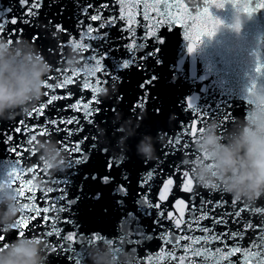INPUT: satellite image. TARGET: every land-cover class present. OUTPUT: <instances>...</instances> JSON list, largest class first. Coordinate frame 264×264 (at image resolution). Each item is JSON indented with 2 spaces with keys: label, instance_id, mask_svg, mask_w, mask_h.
Returning <instances> with one entry per match:
<instances>
[{
  "label": "water",
  "instance_id": "1",
  "mask_svg": "<svg viewBox=\"0 0 264 264\" xmlns=\"http://www.w3.org/2000/svg\"><path fill=\"white\" fill-rule=\"evenodd\" d=\"M181 2L193 15L195 6L203 5V0ZM163 3L164 0H39V7L33 10L36 15L29 17L24 15L26 9L20 6L19 0H0V18L17 20L16 24L6 25L0 38L12 42L23 38L32 42L52 70L63 68L70 77L74 71L80 72L85 57L96 48L95 54L103 58L102 67L109 74L97 73L91 78L104 81L98 85L101 90L96 93L99 103L92 104L98 109L90 117L92 123L82 111L67 107L80 101L92 103L93 91L79 83L87 78L83 72L73 77L75 82L67 88H56L57 97H64L68 92L72 95L68 99H55L43 115L29 117L26 113L11 120H0V182L6 181L12 169L20 166L17 159H21V166L27 164L41 169L40 175L33 180L38 207L49 206L41 199L40 189L52 188L49 198L62 194L57 188L65 191L64 201L56 203L57 211L42 212L25 229V236L36 238V233L43 239L48 253L47 264H92L88 257L97 242L109 246L113 257L119 258L118 264H242L240 253L229 255V249L234 245L246 253L244 260L249 259V250L253 253L264 251L256 247L262 243L259 236L261 225H264V196L249 205L233 201L222 188L205 190L194 181L191 192L183 191L180 172L195 171L193 165L201 161L194 143L197 134L181 136V144L187 142V147L181 150L173 151L175 146L169 143L170 137L178 135L194 120V111L203 115L202 127L210 129L215 124L216 134L221 136L233 133L236 122L243 121L251 107L245 99V88L253 81L264 83V74L255 71L258 57L264 63V10L251 16L240 13L242 23L237 31L231 26L237 15L231 4L222 9L212 8L214 16L221 19L223 25L213 38L205 37L199 48L190 54L188 41L184 39L188 25L192 23L187 17L183 25L180 22L169 25L164 21L153 29L157 37L140 40L148 31L147 26L158 18L151 9L148 14L152 19L145 20V5L162 6ZM105 4L107 8L101 7ZM129 12L132 25L128 24ZM97 14L102 19H90ZM121 16L125 18L120 19ZM22 18L29 23L21 22ZM108 20H114V23H106ZM89 25L92 32L85 36ZM129 28L135 33L136 43H144V48L138 45L137 49H129L132 43ZM14 29L15 34L10 35ZM190 31L194 33L195 26ZM96 35L97 40L92 39ZM73 42L84 43L87 50L71 47ZM125 62H129L128 67L124 66ZM153 76L155 79L148 84ZM47 99L43 95L35 106ZM189 100L193 109L187 108ZM69 117L78 118L79 123H60L58 126L78 129L71 135L70 142L83 141L80 146L86 160L77 163L80 153L70 154L62 149V171L51 173L42 168L37 145L48 140L61 149L59 141L67 135L64 131L39 135L37 142L31 145L35 155L29 159H24L29 156L28 152L17 157L10 151L13 145H17L18 150L26 145L30 135L19 121L35 126L43 125L46 118L59 121ZM18 127L20 130L16 131ZM6 136L11 138L10 143H5ZM227 142L221 140V143ZM145 143L151 144L156 159L146 160L140 151ZM153 169L156 171L151 179H146ZM189 176L192 179L190 173ZM103 177L110 179L104 182ZM25 178H28L27 174ZM169 178L173 179V184L166 199L160 201L159 196L164 194V185ZM52 179L58 181V185L44 182ZM192 196H195L197 206L201 198L209 202L206 205L209 218L200 219L199 225L192 223V230H189L191 217L200 216L199 211L190 213L192 201L189 198ZM181 201L184 202L182 211ZM217 202L221 206L213 211ZM150 203L160 204V208L150 207ZM60 205L65 208L64 212L58 211ZM161 210L165 218L159 225L158 212ZM3 211L4 205L0 204V214ZM20 215L18 213L17 218ZM44 215L55 223L59 235H43L46 230H51L42 219ZM175 219L182 220L180 228L174 226ZM214 219L222 222L214 224ZM249 223L251 228L247 227ZM205 228L209 231L200 230ZM233 233L239 235L234 237ZM3 234L7 244L18 238L15 229L5 230ZM68 235H73L74 240H68ZM188 237L198 238L201 242L190 244ZM165 238L172 242L164 243ZM186 248L192 251L186 253ZM197 252L201 255L197 256ZM172 257H179V260ZM260 261L261 257L253 255L249 264H260Z\"/></svg>",
  "mask_w": 264,
  "mask_h": 264
},
{
  "label": "clouds",
  "instance_id": "2",
  "mask_svg": "<svg viewBox=\"0 0 264 264\" xmlns=\"http://www.w3.org/2000/svg\"><path fill=\"white\" fill-rule=\"evenodd\" d=\"M241 26L237 13L234 23ZM234 28V27H233ZM52 66L23 38L9 42L0 38V120L14 119L26 114L44 95L45 77ZM245 99L251 105L243 121L228 136L217 135V126L203 127L194 143L201 161L188 169L193 181L205 190L230 195L233 201L254 204L264 196V83L253 81L245 88ZM226 139L227 143H221ZM38 159L51 173L63 170L64 157L50 141L40 142L36 148ZM140 151L147 161L156 159L149 143L142 144ZM206 161V162H205ZM0 229L12 230L19 205L15 194L8 188L0 189ZM45 243L35 237L22 236L9 242L0 250V264H47ZM92 264H118L109 246L97 242L88 257Z\"/></svg>",
  "mask_w": 264,
  "mask_h": 264
},
{
  "label": "snow or ice",
  "instance_id": "3",
  "mask_svg": "<svg viewBox=\"0 0 264 264\" xmlns=\"http://www.w3.org/2000/svg\"><path fill=\"white\" fill-rule=\"evenodd\" d=\"M19 4L21 7L25 8L26 11L24 13L25 16H34L36 13L33 11L34 9L39 7V0H32V3H29V0H19ZM226 4H231L232 7L236 10L238 14L244 13L248 16L253 15L255 12L264 10V0H256V3L253 4V0H243L242 3L236 2V0H203V5L200 7L195 6V15L192 14V11L189 10L188 6L184 3L181 2V0H172V2H169V0H164L163 5L159 4H153V5H145V13H144V19L145 20H151L152 16L148 14V10L154 9L155 12L157 13V19L155 20L154 23L150 24L147 26L148 31L146 32L145 36L140 37L141 41H144L148 38H155L157 37L156 32L153 30L156 27H158L162 22L167 21L169 25H173L177 22H180L183 25V22L185 20V17L187 19L191 20L192 23L188 25L189 30L185 32L184 39L188 41V47L187 51L188 53H193L195 52L199 46L202 44L203 39L205 37L211 39L213 38L219 28L223 25V21L216 16H214L213 12L211 11L212 8H217V9H222L225 7ZM101 7L107 8V4L102 5ZM131 12L128 13V24L132 25L134 22L131 18ZM124 16H121L120 19H124ZM90 19L93 21L100 20L102 17L97 14V15H92L90 16ZM21 22L23 23H29L27 19H21ZM108 24L114 23V20H108L105 21ZM8 23L11 24H16L17 20L16 18H12L11 20H5L4 18H0V33H3L6 25ZM103 26V25H101ZM195 26V32L192 33L190 30ZM235 30L239 31L240 30V25L239 22L237 24L233 25ZM130 32V38L132 40V43L128 46L129 49H137V46L139 45V48H144V43H136V36L135 33L131 30V28L128 29ZM22 31V30H20ZM16 30L14 29L13 32L10 34H15ZM92 32V27L89 25L87 31L84 33L85 36H89ZM98 35L92 36V39L97 40ZM9 42H12L9 40ZM162 42V41H161ZM71 47L75 49H85L84 43H76L73 42L71 44ZM92 54L88 57H85V65L80 69V72H83L84 76L87 77L86 79H82L79 81V83L82 84L83 88L85 89H91L93 91V97H92V103H86L83 101L77 102L74 105H68V108H72L75 111H82L85 116L89 117L88 122L92 123V120L90 117L92 116L93 112L98 111V109H95L92 107V104L99 103V100L97 99L96 93H98L101 89L98 87L101 83L104 81L101 79H96L92 80L91 78L95 76L97 73H101L104 76H109V74L106 72L105 67H102L101 61L102 57H98L96 53V48H92ZM145 57H142L144 59ZM129 62H125V67H128ZM255 71L258 74H264V63H261L259 61V57L257 60V65ZM80 72L74 71L72 76L70 77L68 73L66 72L65 69L63 68H54L52 70V74L45 77V84H44V95L48 97L46 101H41L37 106H35L31 111H28L27 114L29 117H39L43 115L45 108L53 103V101L57 98H63V99H68L71 97V93L68 92L64 97H57L55 95V90L56 88H67L68 85L74 83L73 77L77 76L80 74ZM155 79V77H150L148 80V84L152 82V80ZM145 90H147V85H144ZM141 102V106H142ZM187 108L188 109H193L194 105L191 102V100L188 101L187 103ZM194 120L189 122L186 126H184L181 130V132L174 136L169 138V143L171 145H174L175 147L173 148V151L181 150L182 148L187 147V142L185 141L183 144H181L180 137L184 135H194L198 134L199 132L203 131V127L201 126V121L203 119V115L200 114L198 111L193 112ZM60 123H64L65 125L67 124H73L79 123L78 118H67V119H61L59 121L56 120H48L47 118L45 119V123L43 125H35V126H29L27 122L25 121H19L18 124H20L25 132L30 133V135L27 138L26 145L21 146L18 150L17 145H13L10 151L17 157H21L23 152H28L29 156L24 157V159H29L32 155H35V152L31 145H34L37 142V137L39 135H50L52 132H61L64 131L67 133L65 137H63L59 143L61 145V148L65 151H68L70 154L72 152H78L80 153V157L76 158V162L80 163L82 160H86L87 156L83 153V150L81 149V143L80 142H75L71 143L70 142V137L71 135L74 134V132L78 131V129H61L58 125ZM199 124L200 126L197 127L196 125ZM51 125L52 127H49ZM195 129V133H194ZM16 131H19L20 128H16ZM11 138L10 137H5V143H10ZM92 147V146H90ZM17 163L20 165L18 168H13L12 171L9 173L8 179L4 182H0V189L3 188H8L13 193L15 194V198L17 200V203L19 205V213L20 215L18 218H16L15 223L13 225V229L16 230L17 232V237H22L25 236V229L27 224L31 222V220L34 217L41 216V213H49V212H54L57 211L56 203L57 201H64L65 199V191L64 189L57 188V191H60L62 194L58 197L54 198H49V193L53 191L52 188H47L45 189H40V191L43 193L41 199L44 200L46 203H49L48 207H44L41 209L38 207L35 203L36 201V196H35V191H36V186L33 183V180L40 175V168L39 167H34V166H29L25 164L24 166L22 165V160L17 159ZM44 168V166H42ZM45 169V168H44ZM109 170H111V165L109 166ZM176 167L174 166V171H176ZM156 171V169L151 170L148 173V177L146 179H151L153 173ZM27 174L28 178H25V175ZM180 175L182 177V183L183 187L182 190L186 192H191L192 191V186H193V180L189 176V171L188 170H183L180 172ZM43 179V178H41ZM110 179V177H103L102 180L104 182H107ZM45 183H51L58 185V181L52 179L50 181H44ZM173 184V179L169 178L167 180V183L164 185V194H161L159 196V200L163 201L167 197V193L170 189V186ZM26 193H31V195H27ZM21 198H23V202H21ZM192 201V207L190 209V213H196L199 211L200 216L199 218L192 216L191 219L188 221V226L189 230L191 229L192 223H195L199 225V220L200 219H207L209 218L208 215V210H207V203L208 201H205L203 198H201V203L199 206L195 204V196H192L189 198ZM146 202H149L147 199L145 200ZM181 211L183 210L184 207V202L181 201ZM221 204L217 202L216 204L213 205V211L215 210L216 207H220ZM150 207H154L159 209L160 204H151ZM59 212H64L65 208L62 207L61 205L58 208ZM243 211V209H241ZM159 225L161 219L165 218L163 211H159ZM239 213H227V215H238ZM172 218V217H168ZM42 219L46 224H49L51 230H46L43 235L47 237H51L54 234L59 235L60 230L56 228L55 223L50 221L49 216L44 215L42 216ZM221 219H214L213 223H221ZM226 223V221H223ZM65 223H68L66 220ZM182 223L181 219H175V227L180 228V225ZM248 228H251L252 225L249 223L247 225ZM28 231L32 232L33 229H27ZM202 231H209L208 229H200ZM261 230L262 233L259 236V239L261 240L260 245H256L257 248L259 249H264V225H261ZM4 231L3 229H0V250H3L4 248L7 247V242L5 241V236H4ZM36 238L39 240H43L40 238V236L36 233ZM224 235H227L225 233ZM234 237L238 236L239 233H233L232 234ZM73 235H68L67 239L68 240H74ZM215 239H220V237H214ZM175 240H179V237H174ZM190 244H199L201 241L198 238L195 237H188ZM172 241L168 240L167 238L164 239V243H171ZM207 242V241H206ZM186 253L189 251H192L191 248H186L185 249ZM236 253H240L242 257V264H249L251 257L258 256L261 257L260 264H264V251H256L255 253L251 252V250L248 251L247 255L249 259L244 260L243 257L246 255L245 252L241 250L240 247L234 245L231 249H229V255H234ZM197 256L201 255L199 252L195 253ZM173 259L179 260V257H172Z\"/></svg>",
  "mask_w": 264,
  "mask_h": 264
}]
</instances>
